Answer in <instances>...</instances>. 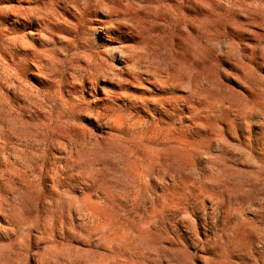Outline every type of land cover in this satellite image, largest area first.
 Returning a JSON list of instances; mask_svg holds the SVG:
<instances>
[{
	"label": "rangeland",
	"instance_id": "1",
	"mask_svg": "<svg viewBox=\"0 0 264 264\" xmlns=\"http://www.w3.org/2000/svg\"><path fill=\"white\" fill-rule=\"evenodd\" d=\"M47 1L0 0V264H264V0Z\"/></svg>",
	"mask_w": 264,
	"mask_h": 264
},
{
	"label": "bare ground",
	"instance_id": "2",
	"mask_svg": "<svg viewBox=\"0 0 264 264\" xmlns=\"http://www.w3.org/2000/svg\"><path fill=\"white\" fill-rule=\"evenodd\" d=\"M64 3H68L72 9L75 11L73 13V17H74V21H72L71 23L68 22V20L66 19H62L63 17H61V14L59 15V13H56L55 8L58 6V4L60 3V0H48L46 3H44V14L43 17H40L39 20L41 21L40 25L39 22L38 23V34L44 36L45 33H48V31H50V33H52V29L55 28V25L58 26L59 24H61L62 22H64L63 24H67L69 23V25H71L73 28H78L82 22H88L90 20V18H93L94 16H97L98 13H100L99 11H103L102 13V18L98 19V21H95V24H98V26H96L95 30L97 33L102 32L106 37H110V33L114 30V29H122V28H127L129 27H136L135 25V19L133 20H128V18H126V14H124V10H120L118 7H115V5L119 2H117L118 0H62ZM125 1V0H124ZM158 0H131V1H127L126 6L128 7H133L135 9H140L141 7L144 6V4H148V3H156ZM160 1H158L159 3ZM124 3V4H125ZM165 3V2H164ZM123 4V5H124ZM166 4V3H165ZM182 4V3H181ZM180 4V5H181ZM187 4V3H186ZM119 5V4H118ZM172 6V5H171ZM125 7V6H124ZM177 7V6H176ZM175 7V8H176ZM187 5H186V9H187ZM192 8V7H191ZM190 8V9H191ZM199 8V7H198ZM42 9V10H43ZM58 9V8H57ZM125 9H127L125 7ZM142 9V8H141ZM179 9V8H177ZM194 9V8H193ZM55 10V11H54ZM129 10V8H128ZM195 10V9H194ZM193 10V11H194ZM175 11V9L173 10ZM201 11V10H200ZM126 12V11H125ZM133 12V10L131 11ZM127 13V12H126ZM177 13V12H176ZM130 14V13H129ZM135 14V13H134ZM178 14V13H177ZM180 14V13H179ZM178 14V15H179ZM63 15V14H62ZM65 15V14H64ZM116 16V20L114 19V21L110 20V23H108V19L111 18V16ZM133 15V14H132ZM183 15V14H182ZM189 15V14H188ZM199 15V14H198ZM131 16V14H130ZM172 16V14H171ZM174 16V15H173ZM139 18V17H138ZM174 18V17H173ZM179 18V17H178ZM188 18V17H187ZM112 19V18H111ZM137 19V18H136ZM140 19V18H139ZM138 19V20H139ZM190 20V17H189ZM197 20V18H196ZM199 20V19H198ZM194 21V20H193ZM130 24H127V23ZM192 23V22H191ZM55 24V25H53ZM107 24H110V26H107ZM193 24V23H192ZM102 25V26H101ZM131 28V29H133ZM140 28V27H139ZM129 29V28H128ZM52 30V31H51ZM135 30V28H134ZM140 30V29H139ZM133 32V31H131ZM32 33V32H31ZM35 34V32H34ZM33 35V34H32ZM46 36V35H45ZM135 36V35H134ZM41 37V36H40ZM125 48V47H124ZM136 48V47H135ZM130 51L133 49H131V47H129ZM128 49V50H129ZM137 49V48H136ZM135 50V49H133ZM114 52V49L112 50ZM111 51V53H112ZM130 51H127L130 53ZM133 53V52H132ZM115 55V54H114ZM130 55V54H129ZM131 56V55H130ZM134 57V56H133ZM129 58V57H128ZM89 74L91 76V80L96 79V75L94 74V72L90 69H88ZM170 70V69H169ZM167 71V70H166ZM86 72V71H85ZM87 72V73H88ZM131 72V71H130ZM172 72V71H171ZM158 73V72H157ZM133 74V73H131ZM154 74V73H153ZM170 74V73H168ZM134 75V74H133ZM171 75V74H170ZM89 77V76H87ZM134 77V76H133ZM155 78V77H154ZM156 79V78H155ZM170 79V78H169ZM87 80V78H86ZM137 80V79H135ZM168 80V79H167ZM173 79H171L172 81ZM95 81V80H93ZM161 81V80H159ZM170 81V80H169ZM170 81V82H171ZM167 82V81H166ZM88 83V82H87ZM92 83V82H91ZM165 83V82H164ZM176 84V83H175ZM92 86V85H91ZM172 86V85H171ZM170 86V89H171ZM175 86V85H174ZM173 88V87H172ZM175 88V87H174Z\"/></svg>",
	"mask_w": 264,
	"mask_h": 264
}]
</instances>
